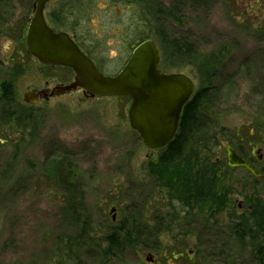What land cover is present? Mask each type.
I'll return each instance as SVG.
<instances>
[{
  "label": "rangeland",
  "instance_id": "1",
  "mask_svg": "<svg viewBox=\"0 0 264 264\" xmlns=\"http://www.w3.org/2000/svg\"><path fill=\"white\" fill-rule=\"evenodd\" d=\"M71 1L67 13L74 19L77 32L98 48L97 57L103 60V70L108 74L120 69L130 45L145 38L155 40V29L140 2ZM0 2L1 85L12 75L7 54L12 48L9 34L19 26L26 12L21 6L28 0ZM161 3L179 11L178 21L164 18L165 33L184 37L201 54L221 46L229 49L225 65L217 71L212 95L211 133L216 137L213 149L219 154L207 150L208 142L198 146L204 157L224 162L220 143L264 109V94L260 92L264 31L256 30L264 25V4L258 0ZM23 63L24 74L15 82L19 101L34 81L39 84L42 80L32 60ZM165 71L187 76L197 89L198 75L192 66ZM48 72L62 79L72 77L63 68ZM129 104L126 97L87 99L77 92L53 98L38 108L22 103V108L32 112V123L26 129L17 116L14 118L20 123L6 120L0 105V264H67L59 257L58 237L76 232L77 211L90 216L96 238L104 234L109 222L133 212L142 214L146 230L155 221L162 222L161 232L145 234L140 245L104 264H193L186 256L193 257L198 251L208 255L200 264H226L212 256L221 246L217 243L211 248V237L216 230L228 229L233 218L242 213L241 202L249 205L257 196L264 201V178L255 180L241 168L228 171L221 164L216 174L218 189L222 180L229 183L230 208L213 216L206 209L198 217L187 215L181 203L171 201L169 190L150 173L149 165L156 161L157 151L148 152L130 127ZM209 135L203 138L212 143ZM257 150L264 154V141L250 149L252 161ZM249 195L252 198L245 199ZM233 253L237 264L250 261L245 248L235 245ZM84 258L87 264H101L96 256ZM231 260L228 262L232 264Z\"/></svg>",
  "mask_w": 264,
  "mask_h": 264
},
{
  "label": "trees",
  "instance_id": "2",
  "mask_svg": "<svg viewBox=\"0 0 264 264\" xmlns=\"http://www.w3.org/2000/svg\"><path fill=\"white\" fill-rule=\"evenodd\" d=\"M130 1L140 2L155 29V41L162 56L161 69H179L190 65L198 75L199 82L194 94L183 107L174 137L157 151L156 161L150 163V173L157 178L160 185L166 186L171 201L181 203L187 215L198 217L197 215L206 209V212L213 216L230 208L231 205L228 195L229 183L222 180L218 189L217 168L222 164L226 170L232 169L221 160L204 157L198 146L199 144L207 146L206 142H208L210 145L206 147L207 150L216 156V150L213 149L216 137L215 133H211L214 129L211 116L215 104L212 95H214L217 71L225 65L230 53L229 49L221 46L215 51L198 53L187 39L168 35L163 29L164 18L178 21V9L163 6L161 0ZM258 1L264 4V0ZM262 24L256 30L264 31ZM261 83L263 91L260 92L264 94V79ZM0 87V100L3 106L1 112L7 114L4 118L19 119L23 121L21 122L23 129L28 128L32 123V112L15 106L10 82L4 81ZM20 121L16 120L17 123ZM207 133H210L212 143L205 141L207 137L203 138ZM225 141L256 168H260L255 160L249 158V151L253 146L264 141V109L257 117L243 125L239 132L234 133L233 137ZM262 174L264 175V170ZM251 198L250 195L245 197V199ZM248 203L249 205L242 209V213L233 218L228 229L216 230L213 233L211 240L214 242L211 248L217 243L221 247L218 253L214 252V255L209 254V256H216L226 264H231L228 261L232 259V264H237L236 259H233L235 256L233 251L235 245H238L241 249L249 250L250 261L247 264H264V201L257 196ZM75 218L76 232L58 237L59 257H64L67 264H87L84 256L88 259L89 256H96L101 264L107 260L119 259L127 249L140 245L145 234L151 235L153 231L159 233L163 229L162 222L158 220L152 228L147 227V231L142 214L133 212L127 216L123 215L116 222H109L104 234L96 238L89 215L77 211ZM171 256L173 258V253ZM207 257L208 255L200 251L193 257L186 256L193 264H200L201 261L204 263Z\"/></svg>",
  "mask_w": 264,
  "mask_h": 264
},
{
  "label": "water",
  "instance_id": "3",
  "mask_svg": "<svg viewBox=\"0 0 264 264\" xmlns=\"http://www.w3.org/2000/svg\"><path fill=\"white\" fill-rule=\"evenodd\" d=\"M45 1L36 0L37 6L26 31L28 52L42 63L66 66L74 71L73 81L64 86L63 91L80 89L88 99L129 97L128 122L142 145L148 152L164 147L174 137L183 107L195 90L192 80L180 73L162 72L159 69L158 48L150 39L142 41L132 50L116 75L101 74L67 34L54 32L45 24L42 16ZM221 145L228 167L243 168L255 178L261 177V172L230 145L225 142ZM259 157L264 166V154Z\"/></svg>",
  "mask_w": 264,
  "mask_h": 264
},
{
  "label": "flooded vegetation",
  "instance_id": "4",
  "mask_svg": "<svg viewBox=\"0 0 264 264\" xmlns=\"http://www.w3.org/2000/svg\"><path fill=\"white\" fill-rule=\"evenodd\" d=\"M70 2L72 1L71 0H47L45 1L43 5V9H42V16H43V20L45 21V24L49 28H51L54 32H63L67 34L69 38L73 41V43L78 47V49L92 61L95 68L101 74L110 76L111 75L110 73L108 74L106 73L105 70H103L104 69L103 68L104 65L102 63L103 60L97 57L98 48L91 45L92 43L91 40L87 38L85 34H80L79 32H77L75 28V24H74V19L71 17V15L67 13L68 8H69L68 5L70 4ZM36 6H37L36 0H28V3L22 4L21 10L26 11V12L23 14L22 20L19 21L20 22L19 26H17L15 29L10 31V34H9V37H10L9 40L12 41V48L10 51L7 52V54L9 56V60L11 61V72L10 73L12 75L10 74L11 76H8V78L5 81L11 83L12 88H13V93H14V99H15L14 104L15 106H20V107L23 106L21 105L22 103H25L27 104V106H29V108H38L42 105H47L53 98H57L58 96H61L64 94H70L74 92L82 94V90L80 89L71 90L70 92L62 90L64 86L70 84L73 81L74 71L71 68L66 67V66L42 63L35 56H33L32 54L28 52L27 47H26V39H25L26 31H27V27L29 25L31 18L34 15ZM146 39H150L156 44L159 50V53H160L161 60H162L161 51L156 41L151 38L141 39L135 42L133 45H130V47L127 49L129 50L127 58L124 60L120 69L115 74H117L123 68L126 61L130 57L131 52L134 49V47ZM26 60L33 61L35 68L38 70L39 74H41L40 76H42V80L39 84L38 82L35 83L34 81L27 88V90L22 94V100L19 101L15 93V82L20 76L24 74L26 64L23 63V61H26ZM59 68L69 70L70 73L72 74L71 79L70 80L68 78L62 79L61 76H51L52 74L48 72L52 69H59ZM160 70L162 72L165 71L161 69V61H160ZM0 94H1V91H0ZM1 104H2V101L0 100V105ZM218 154L219 153L217 152V155ZM259 156H261V154H258L256 152L255 162L258 164V167H260L258 168V170L261 172V177L257 179L261 180L264 178V175L262 174V170H264V166ZM216 160H220V159L217 158ZM252 165L255 167L254 164ZM239 206L241 207V210L244 209L246 207L245 202L244 201L241 202Z\"/></svg>",
  "mask_w": 264,
  "mask_h": 264
}]
</instances>
